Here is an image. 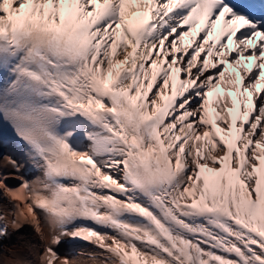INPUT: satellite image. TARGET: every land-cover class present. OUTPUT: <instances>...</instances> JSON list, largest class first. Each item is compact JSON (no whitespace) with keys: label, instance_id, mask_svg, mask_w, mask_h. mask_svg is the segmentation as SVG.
<instances>
[{"label":"snow or ice","instance_id":"6c2138e0","mask_svg":"<svg viewBox=\"0 0 264 264\" xmlns=\"http://www.w3.org/2000/svg\"><path fill=\"white\" fill-rule=\"evenodd\" d=\"M0 159L43 264H264V0H0Z\"/></svg>","mask_w":264,"mask_h":264},{"label":"bare ground","instance_id":"6f19581e","mask_svg":"<svg viewBox=\"0 0 264 264\" xmlns=\"http://www.w3.org/2000/svg\"><path fill=\"white\" fill-rule=\"evenodd\" d=\"M5 162L3 159H0V165L4 164ZM11 171V169H8ZM32 178V177H28ZM20 184L19 179H9L7 181H4V183H0V192H2L5 188V185L11 186L13 188H18ZM26 204V201H21V205L24 206ZM30 222L27 220H23L21 222V226L19 229H13L12 234L8 239H5L3 241H0V264H25L21 262L20 256L23 254L21 251V247L18 249L16 247L17 239L20 238V241L25 240L23 237L27 236V240H30V246L27 249L28 257L26 255L24 260H27V264H43V261L41 260V256L43 255V250L47 245V241L43 239L40 232L37 231L35 223L32 221L31 217H29ZM33 230L32 232H30ZM18 236V238H17ZM23 243V242H21ZM34 243V244H33ZM42 248V249H41ZM35 250V252H34ZM68 250V245H61L58 248V251H60L62 254L65 253ZM37 251L39 253V261L36 262L37 257ZM19 253H22L19 255Z\"/></svg>","mask_w":264,"mask_h":264},{"label":"rangeland","instance_id":"374dc122","mask_svg":"<svg viewBox=\"0 0 264 264\" xmlns=\"http://www.w3.org/2000/svg\"><path fill=\"white\" fill-rule=\"evenodd\" d=\"M17 238H18V236H17ZM25 240H23V241H20V238H18L17 240V243H16V247H17V249H18V247H22V245L24 244L25 246H26V244L29 242V240H27V236H25V237H23ZM21 242H23V243H21ZM19 250V249H18ZM20 251V250H19Z\"/></svg>","mask_w":264,"mask_h":264}]
</instances>
